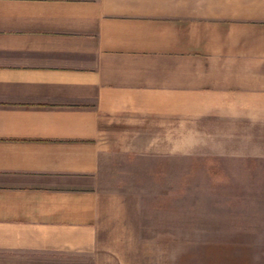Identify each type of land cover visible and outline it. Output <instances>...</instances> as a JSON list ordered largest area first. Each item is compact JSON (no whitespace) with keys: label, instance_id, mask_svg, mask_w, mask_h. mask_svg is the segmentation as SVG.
Segmentation results:
<instances>
[{"label":"crops","instance_id":"obj_1","mask_svg":"<svg viewBox=\"0 0 264 264\" xmlns=\"http://www.w3.org/2000/svg\"><path fill=\"white\" fill-rule=\"evenodd\" d=\"M124 158L264 160V0H0V264H107Z\"/></svg>","mask_w":264,"mask_h":264},{"label":"rangeland","instance_id":"obj_2","mask_svg":"<svg viewBox=\"0 0 264 264\" xmlns=\"http://www.w3.org/2000/svg\"><path fill=\"white\" fill-rule=\"evenodd\" d=\"M202 163L102 169L97 186L119 205L100 234L107 264H264V160Z\"/></svg>","mask_w":264,"mask_h":264}]
</instances>
